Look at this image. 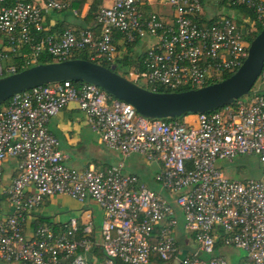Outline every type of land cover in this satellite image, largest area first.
I'll return each mask as SVG.
<instances>
[{
	"label": "built area",
	"instance_id": "1",
	"mask_svg": "<svg viewBox=\"0 0 264 264\" xmlns=\"http://www.w3.org/2000/svg\"><path fill=\"white\" fill-rule=\"evenodd\" d=\"M79 0H0V79L38 65L47 54L54 62L87 52L90 62L115 71L114 34L125 48L153 38L142 59L144 73L135 71L153 93L161 88L199 89L235 73L247 56L249 43L235 23L231 7H241L264 27V0H156L166 5V19L146 13L149 0H109L95 21L100 32L65 29L47 34L45 19ZM217 7L211 15L208 7ZM209 13V14H207ZM241 15L239 20L249 23ZM252 25H254L252 23ZM24 49L29 52L22 53ZM21 62L14 64L13 59ZM257 81L264 85V64ZM256 81V82H257ZM256 84V83H255ZM257 87L246 105L238 100L196 123L178 119L150 120L129 104L89 84L64 81L39 86L10 98L0 112V183L2 165L18 161V174L5 190L12 211L0 218V260L5 264H149L152 258L179 264H229L218 246L241 250L239 264H264V94ZM264 92V91H263ZM168 93V92H166ZM75 104L92 132L123 159L140 155L157 162L155 181L175 194L184 229L195 250L180 254L176 213L169 201L141 180L125 174L123 163L108 170L78 172L64 164L60 142L48 131L49 121ZM254 155L262 164L259 180L224 177L218 162ZM178 194V196L176 195ZM65 196L80 205L93 202L102 212L99 236L90 220L71 218L57 226H38L24 234L27 216L47 198ZM101 259L97 258V251Z\"/></svg>",
	"mask_w": 264,
	"mask_h": 264
},
{
	"label": "crops",
	"instance_id": "2",
	"mask_svg": "<svg viewBox=\"0 0 264 264\" xmlns=\"http://www.w3.org/2000/svg\"><path fill=\"white\" fill-rule=\"evenodd\" d=\"M43 1L44 0H31V2L37 4H42ZM109 5V0L74 1L71 3L69 9L59 13L50 14L49 19H45V24L48 29H52L56 33L65 29H71L75 32L95 31L99 33L100 26L97 25V22L95 21V14L99 7ZM159 6H161V4L157 3L156 0H149L145 10L148 14L156 13L166 19L170 10L167 9V11L162 12L159 10ZM216 9L217 7L215 8L213 4L208 7V11H210L211 15L218 14ZM114 39L118 51L116 54L117 63L122 56L125 55L126 48L123 45V40L120 34L115 33ZM147 39L150 41L138 39L136 41V47L132 45L131 50L133 52L135 51L136 54L137 50L144 44L150 46L151 43L154 42L153 38ZM141 57H144V54ZM141 67L144 71L142 61ZM141 67H137L134 64L130 68L125 69L124 72L133 74L135 71H139V73H141ZM182 121L188 125H194L196 123V116L187 115ZM47 128L48 131L60 142V150L65 157L64 164L67 167L78 172H82L89 168L108 170L121 162L123 163V171L125 174H131L138 177L149 190L166 198L173 206L176 213L177 225L175 228V234L180 254L188 255L195 250L193 237L184 229L183 215L175 204V194L163 191L155 181V176L160 170L157 162L149 164L145 158L140 155H132L127 159H123L118 152L106 148L101 142L100 136L92 132L88 126L85 115L75 104L68 105L56 117L52 118L49 121ZM148 168H151L152 170H149ZM17 174V160L10 159L3 163L2 182L0 183V218H4L12 211L10 203L5 195V190L9 187L11 181L17 176ZM71 218L78 219L82 224L90 220L94 226L96 236H99V229L103 221L101 210L93 202H88L83 206L65 196L47 198L38 207L34 208L23 224L24 234L27 237H30L38 226L48 224L57 226L58 224L67 222ZM97 258H102L101 252L97 253ZM0 264L5 263L0 260ZM149 264L179 263L176 261L161 262L152 258Z\"/></svg>",
	"mask_w": 264,
	"mask_h": 264
},
{
	"label": "water",
	"instance_id": "3",
	"mask_svg": "<svg viewBox=\"0 0 264 264\" xmlns=\"http://www.w3.org/2000/svg\"><path fill=\"white\" fill-rule=\"evenodd\" d=\"M144 44L135 57L146 51ZM264 64V27L249 43L240 68L227 79L184 92L153 93L143 89L113 69L80 59L38 64L0 79V106L14 95L33 88L64 81L94 85L113 98L132 106L143 118L178 119L187 115L210 113L254 94Z\"/></svg>",
	"mask_w": 264,
	"mask_h": 264
},
{
	"label": "trees",
	"instance_id": "4",
	"mask_svg": "<svg viewBox=\"0 0 264 264\" xmlns=\"http://www.w3.org/2000/svg\"><path fill=\"white\" fill-rule=\"evenodd\" d=\"M228 0H222V3H220L219 5L224 6L226 5V2ZM234 11L238 18L235 20V23L238 25V27L240 28L242 34L244 35V38L246 39L247 43H250L253 38H255L258 33L262 30V25L257 24L255 22V16L250 12L247 11L244 8L241 7H231L228 8V11ZM146 13H148L146 11ZM241 15H245L244 17H246L247 19H249V23H245L243 22L242 19L239 20V17ZM46 19H49V15L46 17ZM252 23L254 25H252ZM48 29V28H47ZM47 34H56V32H54L52 29H48V31H46ZM137 41V40H136ZM134 47H136V42L134 43ZM28 53L29 51L27 49H24L22 53ZM135 51L133 52L131 50V47L126 48V53L125 55L122 56V58L115 64V72L121 76L125 75L126 72L125 69L130 68L131 66H133L135 64V66L137 67H141V61L143 59V57L141 58H135ZM69 59H80V60H86V61H90L89 59V55L87 54V52H80V53H75L72 54ZM21 62V58L20 57H15L13 59V63L14 64H19ZM49 63H54V60L52 59L51 56L47 55V54H42L41 56L38 57V62L37 64H49ZM143 70L141 67V74H143ZM232 75V73H226L223 75L221 80L227 79L228 77H230ZM140 81V79H136L135 81H133V83L138 84V82ZM73 84L75 86H80L83 83L80 82H73ZM254 88V87H253ZM188 90H192L191 88H180L179 90H177L176 92H184V91H188ZM264 91V90H263ZM263 91H260L259 94H264ZM159 92H170L168 90H164L163 88H161L159 90ZM7 103V102H6ZM6 103H4L3 105L0 106V112H1V108L2 106H5ZM183 118V117H182ZM50 226H53L51 224H48ZM97 253L100 252L99 249H96Z\"/></svg>",
	"mask_w": 264,
	"mask_h": 264
},
{
	"label": "rangeland",
	"instance_id": "5",
	"mask_svg": "<svg viewBox=\"0 0 264 264\" xmlns=\"http://www.w3.org/2000/svg\"><path fill=\"white\" fill-rule=\"evenodd\" d=\"M159 7V10H161L162 12L167 11V9H169L166 5L162 4ZM145 40L150 41L147 38ZM125 75L129 78V75L133 74H130L128 72ZM138 85L145 86V83L143 81H139ZM260 86L264 90V85L257 81L254 85V88H252V91L256 90L257 87ZM252 97L253 96H245L240 100L243 101L246 105H248ZM4 107L5 106H2L1 110L4 109ZM183 118H179V120L182 121ZM146 161L149 164H154V161ZM217 166L221 169L224 177L229 180L245 182L248 180L261 179L262 176L263 166L259 162L258 158L254 155L237 156L233 159V162L231 164H228L226 162H218ZM148 169L152 170L151 168ZM176 195L178 196V194ZM218 253H222L229 264H239L245 257V254L241 250L225 246H218L216 248L215 254L217 255Z\"/></svg>",
	"mask_w": 264,
	"mask_h": 264
}]
</instances>
